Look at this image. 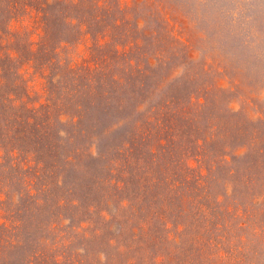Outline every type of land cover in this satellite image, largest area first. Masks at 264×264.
Here are the masks:
<instances>
[{
    "label": "rangeland",
    "instance_id": "1",
    "mask_svg": "<svg viewBox=\"0 0 264 264\" xmlns=\"http://www.w3.org/2000/svg\"><path fill=\"white\" fill-rule=\"evenodd\" d=\"M0 264H264V0H0Z\"/></svg>",
    "mask_w": 264,
    "mask_h": 264
}]
</instances>
